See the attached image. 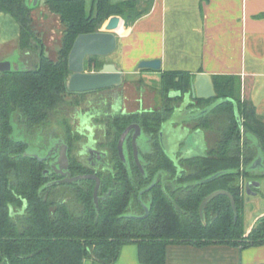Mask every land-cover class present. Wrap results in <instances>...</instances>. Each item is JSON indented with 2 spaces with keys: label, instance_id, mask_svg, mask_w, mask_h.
I'll return each instance as SVG.
<instances>
[{
  "label": "trees",
  "instance_id": "1",
  "mask_svg": "<svg viewBox=\"0 0 264 264\" xmlns=\"http://www.w3.org/2000/svg\"><path fill=\"white\" fill-rule=\"evenodd\" d=\"M91 1L88 10L87 0H44L64 25L58 55L53 58L32 24L33 10L41 1L34 5V0H0V11L11 14L19 24V48L28 64L0 71V264H114L128 243L137 244L142 263L166 264L169 243H225L240 248L264 244V216L248 230L245 207L251 199L243 186L245 180L264 177V170L252 168L255 158H264V120L252 101L242 100L238 77L214 78L216 98L222 101L203 125L216 132V138L206 153L182 160L181 172L166 155L159 137L162 123L191 91L192 74L162 73L157 86L160 104L153 111L96 118L106 126L100 145L117 160L115 173L100 174V195L108 189L112 192L100 197L98 207L94 180L52 183L54 177L44 173L46 162L25 154L26 141L13 138L14 115L31 132L57 131L69 144L72 172L90 171L76 155L81 136L71 121L78 106L88 105L87 93L67 90L69 52L80 33L102 30L114 15L136 16L132 1ZM98 57L103 56L87 57L90 71L94 66L96 71L102 68ZM133 121L157 144L147 173L137 170L130 176L121 171L118 140ZM97 137L102 138V132ZM216 173V178L206 181ZM218 189L234 196L237 211L229 196L221 194L206 204L203 221L200 204ZM140 197L150 203L149 216H125L143 212Z\"/></svg>",
  "mask_w": 264,
  "mask_h": 264
},
{
  "label": "crops",
  "instance_id": "2",
  "mask_svg": "<svg viewBox=\"0 0 264 264\" xmlns=\"http://www.w3.org/2000/svg\"><path fill=\"white\" fill-rule=\"evenodd\" d=\"M40 1V6L33 13L38 10V18L45 17V20L56 17L44 0ZM110 1L116 4L134 2L131 7L136 13L134 18L118 15L121 17L117 30L118 46L109 60L124 71L125 79L143 80L148 77L158 80L162 73L168 71L188 72L194 77L204 72L212 76L213 82L215 77L235 76L241 80L242 100L252 101L264 120V0ZM19 35L17 20L0 11V60L14 52L21 55ZM46 51L50 55L49 44ZM155 58L162 62L160 70L138 67L142 60ZM175 111L166 120L172 124L164 134L179 137L176 142H184L185 146L191 145L188 147L190 151H197L205 143L204 133L192 131L186 121L176 119L178 112ZM178 129L184 131L181 136L177 135ZM190 140L194 146L188 143ZM263 197L256 193L253 195L257 208ZM261 210L259 214H264V209ZM256 218L248 220V230ZM86 264L96 263L87 261ZM114 264H144L139 259L137 244H125ZM166 264H264V244L240 248L225 243L201 246L169 243Z\"/></svg>",
  "mask_w": 264,
  "mask_h": 264
},
{
  "label": "flooded vegetation",
  "instance_id": "3",
  "mask_svg": "<svg viewBox=\"0 0 264 264\" xmlns=\"http://www.w3.org/2000/svg\"><path fill=\"white\" fill-rule=\"evenodd\" d=\"M116 88L117 87L100 89V90L93 91V92H86L87 94L89 93L92 94V93H100L101 91L106 90L107 93H104V94L100 93L99 95V97L101 98V101L103 100L102 104L105 103L104 108L98 107L99 109L98 108L96 109L95 106H91V105L90 107L86 105L85 107L78 106L74 114L75 120L71 121V123L74 126L76 124L74 131L78 132L79 135L81 136L79 140V142L81 143V147L77 149V152H76L78 160L81 162L82 165L90 169L88 173H95L99 177L102 172L103 173H115L117 171L115 169V166L117 165V160L116 158L113 157V155L109 152V150L107 149L105 145H100L101 139L105 141L104 131L106 129L105 128L106 126L104 123L98 122L96 118L102 117L103 119H107V118L116 117V116L123 117V116H128V115H137V114L141 115L145 112L153 111L155 107L160 104L158 102V98L161 99V95L158 90H155V92L152 95L142 90V91H138V94H135L133 97H130L128 94H123L119 90H116ZM172 94L177 95L178 93L173 92ZM184 95H183L182 101L178 104V106H176L178 108L177 110H183V109H180L179 106L184 100ZM216 96L210 99H206L207 101H204L202 103H200L198 101V98H196L195 104H191L186 109L181 111L183 112V115L186 114L187 116L190 117L188 120L184 119L183 121H186L187 122L186 124L190 125V127L192 128V131H201L205 135V137H203L205 140V143H202V144L200 143L201 145L199 146L197 151H190L191 149H189L188 147L189 146L191 147V145L187 144L188 146H185L184 142H178L179 144H181L182 148L178 150L177 152H175L174 157H172L169 154L168 148H170V146L166 145L165 137L167 135L168 139L173 138L174 140V136H172L173 134H170V133L164 134L163 136H161V131H160L159 141L161 143V146L164 149L166 155L176 165L178 172H181L184 169L182 160L188 157L194 156V155L206 153L210 145L212 144V142L215 140L216 132L205 129L203 122L206 119L213 118L214 109L222 101L221 99L216 98ZM93 99L94 98H91L90 100H88L87 98V101H86L87 105H89V103H91ZM216 100H219V102L217 104H213ZM176 107L173 109V111L168 116V118L173 114ZM167 119H165V121L162 123V127H163V124L167 122L166 121ZM131 124L140 125V123L133 121L129 123L124 128V130ZM94 128H95V131H94ZM177 131H179V133L177 134L179 136H181L182 132H184L181 129H178ZM56 132L57 131H52L49 133H46L43 131L40 132L41 134L46 135V137L43 138L44 141H48V139L50 138L51 139L55 138V142L53 145L54 147L52 150L53 154L51 156H47V154L42 155L40 153L39 154L36 153L37 155L41 157L42 160L46 162V168L44 169V173H46L50 177H54L51 182L57 181L63 177L60 173L56 171V169L53 168V165L56 164L57 159L59 158V151L63 143L68 145V154H69V161H70L69 170L71 171L72 175H77V174H74L71 169V158H70L71 153L69 149L70 148L69 144L66 142L63 136L56 135L57 134ZM99 132H102V138L97 137V133ZM123 132H121V134ZM134 132H135V129L131 131V133L126 139L125 153H124L125 159H122L118 152V160L120 162V165L123 166L121 171H123L124 173H127L130 176L135 174L137 170H139V172H141L142 174L147 173V169L150 166V160L153 158L151 154H153V151L155 150L156 144H157L156 141L153 138H151L149 135H147L142 128V136L138 138V146H139L140 160H141V163L144 169V172H143L137 165L135 158H134L133 144H132V136ZM177 138L179 137H176L175 139ZM27 152L29 155H34V156L36 155V154L29 152V149ZM258 157L262 158V163H263L262 166L264 167V158L262 156H258ZM257 158H255V160ZM262 170H264V168L261 167L259 171H262ZM158 173L159 172H157V174ZM80 174H87V173H80ZM162 175L164 176L165 174L162 173ZM261 178L262 177H260L259 179H249V180L244 181V184H243L244 191L246 192L247 195L253 196L255 193L259 195L260 197L264 195V192H262V186L264 184L260 180ZM95 184H96V181H95ZM251 187H255L258 190L252 189ZM111 192L112 190L108 189L105 192V195H100V190H99V199L100 197L104 198L106 195L109 196ZM93 196H94V192H93ZM140 200H141V197H140ZM145 202L143 201L141 202L143 209H144L142 213L131 211L130 213H126L125 216H131L133 218H138V219H144L148 217L150 214V203L147 201ZM146 209H148L147 216L140 218V216H143L146 214ZM245 216H246V213H245ZM260 216H264V214L257 215L256 221Z\"/></svg>",
  "mask_w": 264,
  "mask_h": 264
},
{
  "label": "water",
  "instance_id": "4",
  "mask_svg": "<svg viewBox=\"0 0 264 264\" xmlns=\"http://www.w3.org/2000/svg\"><path fill=\"white\" fill-rule=\"evenodd\" d=\"M39 0H34L33 4L37 5ZM1 5V4H0ZM121 17L114 15L109 18V20L104 24L103 29L94 32L80 33L71 47L68 56V64L70 70V76L67 80V90L69 92L75 93H86L93 92L100 89L120 87L125 82V73L120 70L114 62H106L103 64L102 68L98 71H87L85 68L86 59L88 56H109L111 55L118 46V34L117 30L120 27ZM139 68H150L154 70H160L162 67V62L160 59H150L142 60L139 65ZM12 61L9 57L0 60V71H10L14 69ZM217 95L215 85L212 79V76L208 73L200 72L195 75L193 78L192 89L191 91L185 93L184 100L179 106L180 109H186L189 105L195 104V99H210ZM135 129V132L132 136L133 144V153L134 158L139 166V168L144 172L143 165L139 156V146L138 138L142 136V128L139 124L129 125L124 132L121 134V137L118 142V152L122 159H125V142L131 131ZM164 135V129L161 130V136ZM53 148L47 154L51 156ZM25 154H28L26 152ZM40 158L39 155H35ZM69 154H68V145L63 143L59 151V158L53 168L56 169L63 177L52 183H71L83 179H93L96 181L94 188V201L96 205H99V190L101 187V179L95 173L87 174H77L72 175L69 170ZM262 158L258 157L252 163L253 169H260L262 166ZM219 173L213 174L212 176L206 178V181L216 178ZM225 194L229 196L231 204L237 211L236 201L234 196L224 189L214 190L208 194L201 202L199 207L200 216L203 221H205V206L206 204L213 199L214 197ZM148 214V209H146V214L140 216V218L146 217Z\"/></svg>",
  "mask_w": 264,
  "mask_h": 264
},
{
  "label": "rangeland",
  "instance_id": "5",
  "mask_svg": "<svg viewBox=\"0 0 264 264\" xmlns=\"http://www.w3.org/2000/svg\"><path fill=\"white\" fill-rule=\"evenodd\" d=\"M91 0H87V7L90 8ZM45 10V9H44ZM33 17V26L36 30V33L38 36L43 40L45 47H47V44H49L50 47V55L53 58H56L58 55V48L59 44H61V37L63 35L64 31V25L61 22V19L58 15L56 17H47L45 20V17L38 18L39 13L38 10L35 11V13H32ZM55 46L57 48H55ZM113 57V55L105 56V57H98V60L101 63L110 62L109 60ZM10 60L13 63V66L15 68H22L27 67V63L24 60V58L21 57V55L18 52H14V54L9 55ZM89 63V64H88ZM85 68L87 71H90V61L85 63ZM93 71H96V67L91 68ZM157 86H159V79L158 80H151L150 78L146 77L143 80H130V77H127L125 79L124 84L121 87H117L116 90H119L123 94H128L130 97H133L135 94H138V91H145L146 93L152 95L155 90H157ZM101 94L107 93L106 90L101 91ZM100 93H92L87 94L86 98L90 100L91 98H94L91 103H89L88 107L95 106L97 109L98 107L104 108L105 103H103V100L101 101V98L99 97ZM98 99V100H97ZM158 102L160 103V99L158 98ZM219 100H216L213 104H217ZM99 109V108H98ZM177 114L175 116L178 120H188L190 117L186 114L183 115V112L178 111L176 109L175 111ZM75 120V119H73ZM76 122V121H75ZM12 123L14 126V130L12 132V136L15 139H21L27 142L29 152L36 154L40 153L42 155L48 154L51 149L54 147V139H48V141H44L43 138L46 137V135L41 134L40 132H31L29 129H27L23 124H21L17 118V116L12 117ZM172 124V121L168 120L166 123L163 124L162 130L164 129L167 132V127ZM76 126V124H75ZM95 131V128H94ZM179 132V131H178ZM167 134V133H166ZM190 136V135H189ZM172 139H168L167 135L165 137L166 145L170 146L169 154L174 157L175 152L180 150L182 148L181 144L176 142ZM189 144H192V141H188ZM195 144L193 143L192 146ZM187 146V145H186ZM206 148V147H205ZM264 184V177L260 179ZM262 192H264V185L262 186ZM251 199L250 203H247L245 207V213H246V219L252 220L254 217H256L262 210L264 209V197L259 201L260 207L257 208L256 201L252 199V196L249 197Z\"/></svg>",
  "mask_w": 264,
  "mask_h": 264
}]
</instances>
